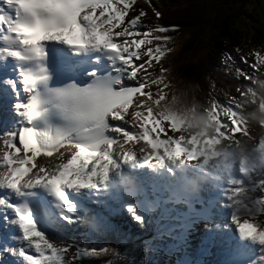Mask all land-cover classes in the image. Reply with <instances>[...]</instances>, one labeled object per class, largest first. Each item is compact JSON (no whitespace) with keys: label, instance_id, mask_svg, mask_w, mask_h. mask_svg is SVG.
<instances>
[{"label":"snow or ice","instance_id":"snow-or-ice-1","mask_svg":"<svg viewBox=\"0 0 264 264\" xmlns=\"http://www.w3.org/2000/svg\"><path fill=\"white\" fill-rule=\"evenodd\" d=\"M130 6V0H0V70L12 74L0 77V102L16 118L0 131V226L16 230L0 241V257L15 258L12 264H71L106 252L115 257V248L61 239L66 226L75 223H87L98 233L112 230L104 213L88 215L85 201L109 213L122 204L134 221L143 223L153 204L146 188L155 191L163 185L191 209L199 194H178L176 185L161 184L148 174L132 183L123 174L124 168L147 169L175 177L178 165H188L210 170L214 186L221 181L229 185L228 203L218 207L217 199H209L197 213L208 222V239L228 245L233 264H264V179L253 178L259 168L227 156L210 164L216 154L204 151V145L244 139L264 149V136L257 141L249 135V121L238 111L253 102L255 87L238 89L242 99L230 101L237 110L215 101L204 107L215 124L212 136L185 134V120L161 107L167 70L161 66L158 76L148 71L150 61H160L168 51L171 37L157 34L168 29L148 24L143 9L125 19ZM142 54L147 59L134 62ZM253 55L250 67L264 66V55ZM240 75L254 85L255 76ZM151 84L159 85L155 94L143 90ZM164 122L178 134L161 138ZM259 125L264 127V121ZM138 140L147 146L139 148V155L133 147ZM61 148L58 163L37 161ZM237 168L240 177L234 175Z\"/></svg>","mask_w":264,"mask_h":264},{"label":"trees","instance_id":"trees-1","mask_svg":"<svg viewBox=\"0 0 264 264\" xmlns=\"http://www.w3.org/2000/svg\"><path fill=\"white\" fill-rule=\"evenodd\" d=\"M144 3L130 7L129 15L143 9L148 24L168 29L157 33L171 37L165 44L168 51L160 61L153 62L164 67L165 74H171L172 86L184 88L188 98L203 107L210 105L207 99L214 94L242 99L238 89L243 91L252 81L245 80L240 73L255 76L250 67L255 62L253 53L264 55V1L163 0L155 7ZM153 8L160 13L159 17L155 16ZM152 43L154 47L157 42ZM262 69L264 66L256 69L260 70L259 75ZM261 78L264 79V75ZM114 230L108 239L103 233L104 238L97 234L96 248H115L119 255L127 251L133 261L142 253L137 246L152 238L148 227L138 230L133 224H119ZM117 257L106 252L95 258H78L76 264H113ZM175 257L178 254L164 257L163 253H158L146 264H172Z\"/></svg>","mask_w":264,"mask_h":264},{"label":"rangeland","instance_id":"rangeland-1","mask_svg":"<svg viewBox=\"0 0 264 264\" xmlns=\"http://www.w3.org/2000/svg\"><path fill=\"white\" fill-rule=\"evenodd\" d=\"M144 1L145 0H130V5H131L130 7L140 6L142 3H144ZM161 1L162 0H149L148 3L156 6L157 3H161ZM261 1H264V0H261ZM129 11H130V8H129ZM129 11L125 16V19L131 18L132 15H129ZM143 47H144V45H141V48H143ZM142 56H144V55L143 54L141 55V59L139 61H135V58H134V61L138 62V63L141 62V60L143 61L144 59L142 58ZM150 64H151L150 72H152L156 76H158L160 74L159 66H157L155 63H152V61H150ZM259 71L254 70V72H253L254 75L260 77ZM261 74H262V72H261ZM169 76L171 78L170 73H169ZM165 79H166V76H165ZM165 83L167 85V87L165 88V91L167 94H169L170 89L172 90V85L170 86V81L165 80ZM158 88H159V85L151 84L145 89V91H150L153 94H155L156 91L158 90ZM260 99H261L262 103H264V99L263 100H262V98H260ZM253 100H257V99L255 98ZM260 104H256L253 101L251 104L247 105L248 110L244 111V115L247 116V114L250 113V111L252 112L253 109H255L256 107L260 108ZM0 115L2 116V117H0L1 118L0 122L1 121L2 122H4V121L9 122L8 118H9V116L12 115V112L10 109H5V107L3 105H0ZM129 115H130V113H129ZM224 119H225L224 117H221L222 121ZM247 119L249 121V123H248L249 135L253 136L258 141L259 137L261 136L260 132L262 133V130L257 127L260 125L255 119H252L250 117ZM164 128L166 131L160 133L161 138H165L167 135L178 134V133H172V131L170 129H167V122H164ZM131 130H133L132 125L129 128V131H131ZM153 136H155V134H153ZM235 136L237 138H240V133H236ZM133 147L137 150V155H139V148L140 147H147V146H146L145 142L138 140L135 144H133ZM57 160L52 161L49 159L48 161L49 162L51 161L52 163H54ZM42 163H44V162H42ZM180 168L181 167L176 168V176L175 177H169L167 172L162 171L161 175H159V177L156 178V177H153L152 173H147V169L136 171L133 169L124 168L123 172L125 171L126 174H129L135 183H136V180L141 181V175L148 174L153 179L159 180L161 182V184H174V185H176V182L180 179V173L178 171V169H180ZM183 169H186V168H183ZM186 170H188V169H186ZM261 173H262V170H259L258 175H260ZM255 175H257V174H255ZM219 183L221 184V182H219ZM224 184H226V183H224ZM204 186H205V184H204ZM206 187H207V184H206ZM209 187L210 188L213 187V184H209L208 188ZM226 187L228 188L227 184H226ZM202 188H204V187H202ZM225 190H226V188H225ZM145 196L147 197V199L149 201H152L153 204H152V207L145 213L144 222L143 223L137 222V223H138V228H141V227L147 228L148 227L150 229V232L152 233L151 234L152 238H149L148 240L144 241L143 243H141L140 245L137 246L138 249H140V252H142L139 255V257L137 258V260L133 261L132 254L126 251L123 254L118 255V257L115 259L113 264H145L147 261L151 260L152 255L158 254L162 251H167L168 249H172L177 244H181L182 247L180 248L181 249L180 251H176V252H178V257H177L178 261L176 264H215V263H218L217 260H219L220 256H221L219 249H216L215 256H212L208 252L204 251L203 248L199 245L195 249V251H189L188 250V243L191 242V240H189V239L193 235L194 232H195V236H196L197 241H200L202 246H203L204 238L206 237L203 234L202 227L198 228V229L194 228L195 225L193 223L195 222V224L197 226H199V220H196V219H200V218L193 217V216L187 214V212L194 213L195 208L188 209V208H185V206L184 207L180 206L179 203L184 204V201L182 199H180V200L175 199L172 196V194L170 193V191L166 187H164L163 185H161L159 187V189L155 190V191L151 187L146 188ZM223 196L225 197V194ZM216 199L218 201L220 200V198H216ZM197 203L198 202H196V205H197ZM199 203H201V201H199ZM199 205L202 206L201 204H199ZM200 206L198 208H200ZM217 206L219 207V204ZM96 211L102 212L106 216H108L110 214L106 209L103 208V206L95 207L94 212H96ZM184 215H186L188 217H192V218H190L188 220H183L182 216H184ZM108 219L110 222L114 221V222H118V223L123 222V221H129L130 223L134 222L131 215L126 211V209L123 207L122 204L119 206V211L117 212V216L116 217H114L113 215L111 217L108 216ZM76 226H77V224H75V225L72 224L69 227L66 226L65 233H64L65 234L64 240L67 241L70 237H72V238H75L77 241H80V242L85 241L84 238L79 236V234L81 232H84L83 229H81L80 231H77V230L72 231V229L75 228ZM86 228L90 229L88 224L86 225ZM107 232L112 233L111 230L107 231ZM110 236H111V234H110ZM164 238H168V239H164ZM81 239H83V240H81ZM74 250H75V246L70 250L69 254H71V252H74ZM165 254L169 255L168 253H165ZM10 259H11L10 256H8L7 254H4L2 257H0V264H5V260H7L8 264H12V261ZM77 260H78V258L71 261V264H76ZM213 262H215V263H213Z\"/></svg>","mask_w":264,"mask_h":264},{"label":"clouds","instance_id":"clouds-1","mask_svg":"<svg viewBox=\"0 0 264 264\" xmlns=\"http://www.w3.org/2000/svg\"><path fill=\"white\" fill-rule=\"evenodd\" d=\"M159 4L157 3V5ZM151 7L155 6L151 5ZM253 84L256 92L264 95V86H262L264 80L255 78ZM172 89L171 94H167L165 100L161 102V107L177 113L185 120L186 127L183 130L185 134H198L201 138L212 136L215 131V124L210 120L209 114L204 107L194 99H189L184 88L173 85ZM249 117L255 119L258 123L264 121V110L256 107L245 116L246 119ZM261 136H264V131H262ZM204 151L209 154H216L211 156L210 164L227 156L230 160L251 161L256 167L264 168V149L257 148L250 139L241 140L239 143L221 141L211 146L204 145ZM178 171L180 179L176 182V190L181 195H198L204 184L213 180V174L210 170L205 171L198 166H195L191 171L182 167Z\"/></svg>","mask_w":264,"mask_h":264},{"label":"bare ground","instance_id":"bare-ground-1","mask_svg":"<svg viewBox=\"0 0 264 264\" xmlns=\"http://www.w3.org/2000/svg\"><path fill=\"white\" fill-rule=\"evenodd\" d=\"M261 72H262V74H261V76H263L264 75V69H262L261 70ZM251 83V82H250ZM252 84V83H251ZM253 86V85H252ZM254 87V86H253ZM144 91H145V89H143ZM0 117H2L1 115H0ZM1 119V118H0ZM9 122H0V131H3L6 127H8V125L10 124V123H12L13 122V120L14 119H16L14 116H13V114L11 115V116H9ZM116 123H119V124H123V122H116ZM123 126H124V124H123ZM125 127V126H124ZM259 129H261L262 131H264V129H262V127L261 126H257ZM126 128V127H125ZM126 130H128L127 128H126ZM138 130V129H137ZM236 134V133H235ZM234 134V135H235ZM260 135H261V132H260ZM17 143H18V141H17ZM50 159V157H37V161L39 162V163H42V162H44L46 165L49 163V160ZM59 162V160H57V161H55L54 163H58ZM259 170H262V173L260 174V175H258L259 174ZM259 170L256 172V174L257 175H253V178L254 179H264L263 177H264V168H259ZM123 174H124V176L128 179V180H130L132 183H135L134 182V180H132V177L129 175V174H126V172L124 171L123 172ZM138 183H140V181L139 180H136V184H138ZM221 183H225V182H223V181H221ZM228 187H229V185H228ZM226 189H227V187H225ZM225 188H223V190H224V192H225ZM219 189V188H218ZM220 190V189H219ZM202 191V190H201ZM200 191V193H199V196H200V200L199 201H201V203H199V201H192V203H191V209H193V208H195V212L194 213H189V212H187V214H189V215H191V216H197V213L198 212H200L201 211V209L203 208V207H205L206 206V203H205V201H204V198H203V193ZM256 192H258V190H255V192H254V195H256L257 196V194H256ZM217 196H221V194L220 193H217ZM224 198H226V196L224 197ZM227 200V199H226ZM196 202H198L197 203V205H196ZM228 202V201H227ZM87 201H85V205H86V207H87ZM199 204H201L202 206H200ZM94 207H95V205H93ZM184 206H185V208H188V209H190L189 208V206H188V204L187 203H185L184 202ZM200 206V208H198ZM228 212V210L226 209L225 210V213H227ZM198 218H199V216H197ZM190 218H192V217H188V216H186V215H184V216H182V219L183 220H188V219H190ZM208 222L207 221H204V222H202L201 224L203 225V227H206V224H207ZM7 228H9V229H14V231H13V233L12 234H14L15 233V228L14 227H12L11 225H9ZM7 228H4L3 226H0V241H3L4 239H5V237L6 236H8L10 233H8L7 231H6V229ZM198 229V228H197ZM202 238V237H201ZM8 243H13V241H11V240H9L8 241ZM199 245L202 247V244L200 243V241H199ZM215 247H220L218 244H210V245H203V248H205L207 251H209V254H214V248ZM201 250V249H200ZM202 252V251H201ZM15 258H13V257H11V261H13ZM213 263H215V262H213ZM215 264H219V263H215Z\"/></svg>","mask_w":264,"mask_h":264}]
</instances>
